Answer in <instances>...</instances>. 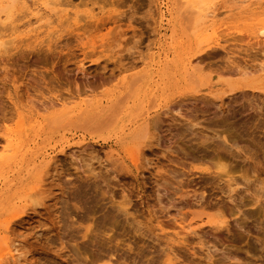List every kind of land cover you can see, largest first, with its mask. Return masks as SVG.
Masks as SVG:
<instances>
[{
    "label": "rangeland",
    "instance_id": "rangeland-1",
    "mask_svg": "<svg viewBox=\"0 0 264 264\" xmlns=\"http://www.w3.org/2000/svg\"><path fill=\"white\" fill-rule=\"evenodd\" d=\"M29 1L0 29L7 27L1 40L13 38L0 42L7 45L0 46V147L20 114L45 116L58 98H103L148 61L173 57V40L176 58L192 59L206 83L167 94L142 139L75 134L59 150L56 129L40 134L27 158L40 164L55 150L54 161L5 192L0 252L8 224L20 254L0 256V264H97L105 253L115 264H264V94H207L240 83L242 72H264V38L253 28L264 0H201L216 15L197 24L192 41L189 18L167 25L156 0H60L70 19L54 14L53 3L35 11ZM217 154L233 180L198 172ZM26 186L38 191L33 204L22 192L8 201ZM180 218L189 230H180ZM206 218L226 222L216 227Z\"/></svg>",
    "mask_w": 264,
    "mask_h": 264
},
{
    "label": "bare ground",
    "instance_id": "bare-ground-1",
    "mask_svg": "<svg viewBox=\"0 0 264 264\" xmlns=\"http://www.w3.org/2000/svg\"><path fill=\"white\" fill-rule=\"evenodd\" d=\"M27 2L29 4L30 1L0 0V29L2 28L1 26H3L5 21L10 20L12 18L14 9L19 4H22L25 7H27ZM52 3L56 7H60L54 12V14L56 13L59 15L67 14L66 17L69 16L70 13L69 14L66 13L65 8H61L65 4L60 0H31V5L32 4L34 5L35 11H37V9L38 11L43 8L45 9ZM156 3L158 7V12L160 14V20L166 19L167 25L168 24L171 25V21L173 18H174L173 21L180 16L186 19L189 18L192 31L191 34L186 36L189 39L188 41L195 40L199 35V33L197 32L198 31L197 24L201 20L211 19L216 15L214 8L211 5L202 4L201 0H160V1L156 0ZM175 3L178 4L176 6V9L174 6ZM259 18H258L259 20L257 19L258 21L254 23L253 28L256 30L255 31L256 38L257 37L264 38V17H259ZM74 19H76V17ZM5 28L7 27L4 26L3 29ZM29 29L27 28V30ZM215 29H213V31ZM2 30H0L1 35H3L2 33L6 31L4 30L2 32ZM221 31L222 30H220V32ZM45 34L49 35L48 32ZM12 39H13L12 37L10 40L9 38L7 39L4 38L3 40L0 39L1 40L0 42L2 43L0 44L4 45V43L6 42L8 45L10 44L8 42L11 41ZM173 42H172L173 45L171 46L175 48L173 50L174 52L173 57L167 58L168 55L166 53V55L162 58H158L157 60L154 61L152 60L148 61V64L143 71H141L140 73H135L130 77H126L125 79L126 82H124V84L121 87L106 94L105 97L103 98H92L89 101L86 100L76 101V99H73L72 97H68V99L58 98L56 99V103L58 104L59 108L55 109L54 111H51L49 114L45 116H31V115L28 116L26 114L23 115L20 114V118L17 121L15 127L9 130L6 133V135L3 137L4 142L0 147V205H3V202H5L4 201L5 192L8 189H10L12 185H15L16 182H20L24 176L26 178L31 176V172L35 170L37 167L39 166L44 167L46 165L49 166L50 163L51 164L53 163L52 162L54 161L53 153L55 150H52L51 152L49 151L43 152L41 155L42 156L41 160L39 162L40 164H38L34 158H27L28 154L30 155L34 154L35 151L34 148L37 144L36 138L45 131L50 129H56L55 132L59 133L57 134V139L53 144L54 146L59 145L60 146L59 150H62L67 144H70L71 140L75 139V134L77 135L78 138H80L79 139L80 141H84L87 138V136L94 139V137L95 138L99 137L102 133H105L108 137L113 136L119 140L127 138L129 135L130 137L135 139H142L146 136L150 127L154 126L153 123L154 119H157L156 112L158 110H156L155 107L159 106V102H161L162 100L168 97L167 94L172 93L174 89L176 90L181 89L182 91L191 90L193 92L200 91L201 86L206 83V80L201 76L197 75V68L195 65L192 64L193 62V61L191 62L192 59L190 60V58L187 57L186 59H182V62H180V59L176 58V55L177 56L179 54L181 55V52L175 47V45L178 43V40H173ZM6 46H1V47L2 48L4 47L3 48L4 50ZM207 54L209 55V53ZM256 70L258 71V69ZM241 76H242V80L240 81V83L233 85V87L223 90L209 91V93L207 94L213 95L215 97L216 96L221 97L223 94H230L234 90H238L243 94H245L246 93L245 91L248 90L260 91V93L264 94V72H262V70L259 72L256 71L255 72L249 71V73L242 72ZM207 78L210 79L211 77L207 76ZM50 107H55V104L51 103ZM154 114L156 118H154ZM58 128L60 130H58ZM222 138L224 142H227L225 135H223ZM32 140L34 141L32 142V144H30V141ZM220 155L221 154L216 156V158H214L215 156L213 157L211 155L210 157H212L213 159H210V157H208L209 159L206 158L207 160H211L210 163H212L211 165L212 167L199 166L197 167L198 172L201 174L203 173L214 174L215 178H218L221 175H225L227 177V180H233L234 178L233 179L231 178L232 176L229 175L230 173L226 168V164L223 156ZM130 157L132 161L136 160L135 159L136 157H134V155L132 156V154H130ZM192 159L195 160L197 158L194 157ZM206 159L202 158L200 160H206ZM48 166L46 167L47 169H44V171L48 170ZM13 176H15V179L13 178ZM38 176L40 177V175ZM28 189H30V187L28 186L23 188L22 187L17 188V191L11 193V195L8 198V201L17 193L22 192L24 194L22 200L24 201V199H26L27 202L28 201L30 202L29 203L30 205L33 204V200L36 201L35 197L37 196L35 193H33V191L36 192L37 190L36 191L32 190L31 192H28L27 191ZM32 195L33 196L36 195V196L33 197ZM256 201H258L257 198L255 199V202ZM241 204L242 203L240 202L239 205ZM182 219L183 218H180V220L178 221V226L180 227V230L183 229L189 230L190 223L186 224L185 227ZM206 222L209 224H213L214 226L217 227L218 224H222L226 221L224 219L217 220L212 218H206ZM5 223H8V220H5ZM7 225L3 229L4 232L3 242L5 246L3 244L4 247L0 252V256H2V258H4L3 256H5V258L16 261L20 253L17 244H15L16 241L14 242L13 241L14 239L12 240L9 237V233L11 232L12 234V231L9 232V226ZM192 226L194 227L195 225ZM88 230L89 228L86 227L85 231ZM192 231L188 233L191 234ZM194 232L196 231H193V233ZM175 234H179V232L176 231ZM175 240L176 239H174V241ZM176 241L178 242L179 240ZM111 256H112L111 254L105 253L98 255L96 258L94 257L95 258L94 260L96 261V263L98 262L97 264H115L112 261ZM94 260L92 259V261ZM8 261L7 262L4 261L3 264L12 263Z\"/></svg>",
    "mask_w": 264,
    "mask_h": 264
}]
</instances>
